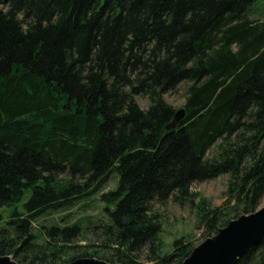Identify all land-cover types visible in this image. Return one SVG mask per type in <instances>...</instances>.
I'll return each instance as SVG.
<instances>
[{"label":"trees","instance_id":"1","mask_svg":"<svg viewBox=\"0 0 264 264\" xmlns=\"http://www.w3.org/2000/svg\"><path fill=\"white\" fill-rule=\"evenodd\" d=\"M257 1L0 0V206L9 209L0 255L19 264L88 255L64 259L80 223L33 221L100 193L113 174L118 182L99 194L107 221L95 226L108 262L138 264L147 250L154 264L182 263L192 242L176 238L161 254L152 208L170 198L196 206L206 237L256 211L264 196ZM182 82L185 116L167 131L176 109L164 95ZM225 174L223 207L190 190ZM235 264H264V237Z\"/></svg>","mask_w":264,"mask_h":264},{"label":"rangeland","instance_id":"2","mask_svg":"<svg viewBox=\"0 0 264 264\" xmlns=\"http://www.w3.org/2000/svg\"><path fill=\"white\" fill-rule=\"evenodd\" d=\"M0 8L2 9L4 6L1 5ZM250 18L257 19L258 22L264 23V0H258L256 4L252 6ZM186 89L187 83H180L175 91L164 95L165 101L172 105L176 110L182 108L186 99ZM137 103L143 110H146L148 107V100L146 98L137 97ZM212 152L213 148L208 151L207 155L210 156ZM58 177L59 179L68 178L67 174H60ZM228 179L229 176L225 174L211 180L195 182L191 185L190 190L198 193L202 198H204L208 207H223L226 200ZM76 182L80 183L82 182V179L80 177H76ZM117 182V175L113 174L109 181L101 187L100 193L107 192L112 189ZM100 193L96 192L92 196L81 200L66 210L49 211L33 221V226L35 228H38L41 224L65 225L77 222L80 223L82 231L73 242V245L77 247L70 251L64 259H69L74 255H82V253L87 252L88 255H84L81 258L89 257L104 260V256H107L109 253L106 248H99L102 244L103 237H101L99 229H96L95 227L107 221L103 209L104 204L99 200ZM28 196L29 192H26L25 198ZM263 205L264 196L262 197L260 206L257 209L261 208ZM152 208L160 213L162 219V232L160 235L162 242L161 254L168 253L172 250V242L176 238H189L193 247L206 238L204 226H198L196 206L191 207L189 203L186 202L179 204L170 198L164 205L156 204L153 205ZM8 213V208L0 206V217H2V221L0 223L7 220ZM66 262H69V260ZM137 262L138 264H154V260L147 257V250H143L140 253ZM109 263L122 264L113 262Z\"/></svg>","mask_w":264,"mask_h":264},{"label":"water","instance_id":"3","mask_svg":"<svg viewBox=\"0 0 264 264\" xmlns=\"http://www.w3.org/2000/svg\"><path fill=\"white\" fill-rule=\"evenodd\" d=\"M185 116L184 108L175 111L165 126L168 131L179 125ZM264 237V205L249 214L230 220L212 236L194 246L181 264H235ZM0 264H19L11 256L0 255ZM63 264H112L96 258H77Z\"/></svg>","mask_w":264,"mask_h":264}]
</instances>
